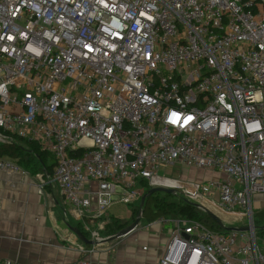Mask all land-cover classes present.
<instances>
[{
    "label": "built area",
    "instance_id": "1",
    "mask_svg": "<svg viewBox=\"0 0 264 264\" xmlns=\"http://www.w3.org/2000/svg\"><path fill=\"white\" fill-rule=\"evenodd\" d=\"M15 138L55 156L95 240L115 203L163 187L252 229L173 217L158 264H264V0H0V141ZM177 165L220 177L159 174Z\"/></svg>",
    "mask_w": 264,
    "mask_h": 264
},
{
    "label": "crops",
    "instance_id": "2",
    "mask_svg": "<svg viewBox=\"0 0 264 264\" xmlns=\"http://www.w3.org/2000/svg\"><path fill=\"white\" fill-rule=\"evenodd\" d=\"M15 164L18 170L0 169V259L22 264H69L80 258L94 264H158L170 240L173 216H166L163 224L145 220L111 239L105 222L115 216L109 213L90 223L99 230L101 239L95 240L85 228L88 220L66 202L46 164L38 162L33 171ZM75 229L87 231L94 242L85 243Z\"/></svg>",
    "mask_w": 264,
    "mask_h": 264
},
{
    "label": "trees",
    "instance_id": "3",
    "mask_svg": "<svg viewBox=\"0 0 264 264\" xmlns=\"http://www.w3.org/2000/svg\"><path fill=\"white\" fill-rule=\"evenodd\" d=\"M0 158H11L16 160L18 164L25 166L26 168L33 171L35 169V165L38 162H42L46 164L45 166L48 169V172L53 173L54 168L57 164V160L55 156L41 149L40 145L36 141H30L22 138H15L13 141H0ZM146 187L148 186L145 183ZM147 190L149 188L147 187ZM146 190V191H147ZM170 193H166L165 196H160L159 192H155L149 195L143 206V217L142 219L147 221H154L162 216H186L192 218H198L204 220L211 228L215 230H223V228L212 219L206 212L200 210L193 203L187 202L183 199L182 202L174 200L171 197ZM211 211L216 213L224 222L225 220L230 221L233 220L234 217L230 215H225L221 213L219 210L208 206ZM261 208V217H264V207ZM140 210V205L134 209L132 220L134 221L137 217V214ZM226 223V222H225ZM130 222L128 220H124L122 218H111L110 222L106 224L105 234L107 236H112L128 226ZM261 231L264 233V228H261ZM83 233L88 236L87 231H83Z\"/></svg>",
    "mask_w": 264,
    "mask_h": 264
},
{
    "label": "rangeland",
    "instance_id": "4",
    "mask_svg": "<svg viewBox=\"0 0 264 264\" xmlns=\"http://www.w3.org/2000/svg\"><path fill=\"white\" fill-rule=\"evenodd\" d=\"M6 159H9V160L16 162V160L11 159V158H6ZM159 174L165 175V176L170 177V178H184V179H189L192 181H210V180L217 179L220 177L219 173L214 171V170L187 167V166H181V165L172 166L169 168H161L159 170ZM137 187H140V184H138ZM132 189H134V188H132ZM159 193H160V196L166 195V192H164V191H160ZM170 194H174V193H170ZM119 197L120 196L118 194L114 196L115 200H118ZM171 197H173V195H171ZM173 199L182 202L181 198H179L175 194H174ZM140 203H141L140 197L134 199V201L131 203H124V202L115 203L109 209L108 214L111 213L115 217H119L122 219L130 218V223H132L133 220H131V219H132L133 211L135 208L138 207V205H140ZM258 206L264 207V194L257 195L254 198L255 225L257 226V235H258L259 244H260V246H263V244H264V233L261 231V228H264L263 227L264 226V217L263 218L261 217L260 212L262 209L258 208ZM173 217H175V216H173ZM144 222H145V220L142 219L140 223H144ZM225 222L228 225H238L241 223L236 218H234L233 220H230V221L225 220ZM244 222H246V221L244 220Z\"/></svg>",
    "mask_w": 264,
    "mask_h": 264
},
{
    "label": "water",
    "instance_id": "5",
    "mask_svg": "<svg viewBox=\"0 0 264 264\" xmlns=\"http://www.w3.org/2000/svg\"><path fill=\"white\" fill-rule=\"evenodd\" d=\"M160 191H164L166 193H173L174 190L170 189V188H163V187H154V188H150L141 198V203H140V210L139 213L136 217V219L130 223L128 226H126L125 228H123L122 230H120L119 232H117L116 234L110 236L111 239H116L119 237H122L128 233H130L131 231H133L138 224L140 223V221L142 220L143 217V206L145 203L146 198L155 193V192H160ZM196 207H200L199 204L197 203H193ZM212 219H214V221H216L225 231H230V230H238V231H248L251 230L252 227L251 226H238V225H228L226 224L216 213H214L213 211H211L210 209H205L204 210ZM264 227V226H263ZM75 231L79 234V236L81 237V239L85 242V243H93L94 240L89 239L83 232H81L78 229H75Z\"/></svg>",
    "mask_w": 264,
    "mask_h": 264
}]
</instances>
